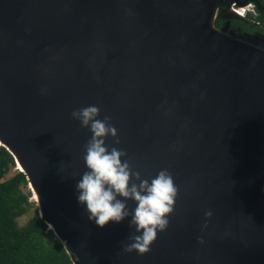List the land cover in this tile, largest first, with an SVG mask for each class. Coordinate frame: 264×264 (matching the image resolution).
Returning <instances> with one entry per match:
<instances>
[{
	"label": "water",
	"instance_id": "water-1",
	"mask_svg": "<svg viewBox=\"0 0 264 264\" xmlns=\"http://www.w3.org/2000/svg\"><path fill=\"white\" fill-rule=\"evenodd\" d=\"M225 1L0 0V146L14 163L18 150L72 264H264V55L204 29L208 5ZM89 105L118 131L109 150L178 187L143 256L123 251L131 217L101 228L78 203L91 132L71 112Z\"/></svg>",
	"mask_w": 264,
	"mask_h": 264
},
{
	"label": "clouds",
	"instance_id": "clouds-1",
	"mask_svg": "<svg viewBox=\"0 0 264 264\" xmlns=\"http://www.w3.org/2000/svg\"><path fill=\"white\" fill-rule=\"evenodd\" d=\"M241 5V13L232 9L233 14L244 16L245 12H253V9H248L253 8L250 4ZM99 116L100 108L95 105L71 112V117L91 132L82 157L87 171L82 174L76 186L78 203L86 206L88 219L101 228L110 221L119 223L131 217L129 227L134 228L137 234L129 237L131 243L124 245L123 251H135L143 256L151 251L158 233L169 227L168 217L174 212L179 190L167 169L160 170L149 182L148 179H142L138 171H133L126 159H122L127 156L124 150L116 147L109 150L106 138L111 136L119 144L118 131L112 125L110 116L102 120ZM128 200L136 204L132 211L128 209ZM204 215L206 218L211 217V210L205 211ZM48 227L52 230L51 224ZM197 240L203 243L201 237Z\"/></svg>",
	"mask_w": 264,
	"mask_h": 264
},
{
	"label": "trees",
	"instance_id": "trees-1",
	"mask_svg": "<svg viewBox=\"0 0 264 264\" xmlns=\"http://www.w3.org/2000/svg\"><path fill=\"white\" fill-rule=\"evenodd\" d=\"M236 1L249 3L253 12L234 14L230 26L242 33L264 35V0ZM223 20L217 17L212 23L217 27ZM13 166V158L0 146V264H72L59 239L29 201L24 174ZM20 216H26V220L18 226L16 219Z\"/></svg>",
	"mask_w": 264,
	"mask_h": 264
},
{
	"label": "bare ground",
	"instance_id": "bare-ground-1",
	"mask_svg": "<svg viewBox=\"0 0 264 264\" xmlns=\"http://www.w3.org/2000/svg\"><path fill=\"white\" fill-rule=\"evenodd\" d=\"M198 1H202V0H198ZM206 0H204L205 2ZM214 8L212 5H208V8H207V11H205L203 13V15L201 16L202 18V23H203V27L204 29L209 32V33H212L220 38H224V39H228L229 41L231 42H234L238 45H241L247 49H251L257 53H260L262 55H264V47L260 44H257V43H252V42H249V40H243V39H237L236 37H232L230 36L228 33H224V32H221L217 29H215L213 26H211V19L213 17V14H214ZM231 12H233L231 10ZM221 16H228L229 14L228 13H225V12H222L220 13ZM2 142L1 138H0V143ZM10 150V149H9ZM10 152L12 153V155L14 156L15 158V163L14 165L16 169H20L22 170V164L20 162V154L18 152V150L15 148L14 150H10ZM18 167V168H17ZM259 169H260V174H259V177H258V182L256 184V193L257 195H259L260 197L264 198V189H263V184H264V177H263V168H262V160H261V157H260V161H259ZM27 176H28V180H29V183H28V188L31 189V199L36 203V205H38V207H41L42 205L40 204V200L38 198V195H37V189L36 187L34 186L33 182L31 181V178L29 176L28 173H26ZM51 224L52 225V230L57 234V235H60L59 234V231L57 229V226L54 224V222L52 221H49L47 222V227L48 225Z\"/></svg>",
	"mask_w": 264,
	"mask_h": 264
},
{
	"label": "rangeland",
	"instance_id": "rangeland-1",
	"mask_svg": "<svg viewBox=\"0 0 264 264\" xmlns=\"http://www.w3.org/2000/svg\"><path fill=\"white\" fill-rule=\"evenodd\" d=\"M236 3L243 4V3H240L238 1L231 0L230 2H228V0H227V1H225L223 3V6L221 8H220V6H213L215 12L213 14L212 21H213L214 18H217V17H219L221 19H224L223 21H226L227 20L228 21V28H229V31L231 33H233L234 35H237L239 37H247V38L251 39L252 41H256V42L260 43L261 45H264V35L259 34V33H253V34L242 33V32L239 31V29L233 28V27L230 26L229 20L236 18V16L233 14V12H231V10L232 9H234L236 11H239L240 10V8L236 5ZM248 4H244V5L247 6ZM248 9L251 10L253 8L248 7ZM221 11L222 12H225V13H228L229 15L228 16H225V17L224 16H221V14H220ZM12 169H16L15 168V165L12 167ZM24 191H28L29 192V201H32L33 202L34 209L37 210L35 202L31 199V192H30L28 186H26V188L24 189ZM36 213H37V211H36ZM25 220H26V216H20V217H18L16 219V223H17L18 226H20V225H22L25 222Z\"/></svg>",
	"mask_w": 264,
	"mask_h": 264
},
{
	"label": "built area",
	"instance_id": "built-area-1",
	"mask_svg": "<svg viewBox=\"0 0 264 264\" xmlns=\"http://www.w3.org/2000/svg\"><path fill=\"white\" fill-rule=\"evenodd\" d=\"M238 13H241V11H239Z\"/></svg>",
	"mask_w": 264,
	"mask_h": 264
},
{
	"label": "flooded vegetation",
	"instance_id": "flooded-vegetation-1",
	"mask_svg": "<svg viewBox=\"0 0 264 264\" xmlns=\"http://www.w3.org/2000/svg\"><path fill=\"white\" fill-rule=\"evenodd\" d=\"M220 13H222V11Z\"/></svg>",
	"mask_w": 264,
	"mask_h": 264
}]
</instances>
